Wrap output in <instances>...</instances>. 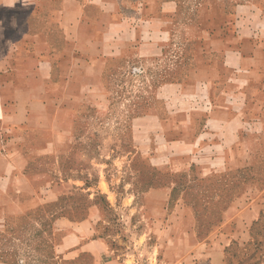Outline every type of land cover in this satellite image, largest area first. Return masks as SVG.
<instances>
[{
	"label": "rangeland",
	"instance_id": "obj_1",
	"mask_svg": "<svg viewBox=\"0 0 264 264\" xmlns=\"http://www.w3.org/2000/svg\"><path fill=\"white\" fill-rule=\"evenodd\" d=\"M200 1L180 0L170 45L154 60L140 59L134 37L108 56L104 73L75 67L67 77L60 61L52 82L4 75L13 85L0 77L7 106L16 103L14 89L39 92L25 131H1L0 140L20 134L39 145L22 149L25 174L52 192L10 240L21 264H264V116L244 115L240 99L222 96L228 87L221 82L212 101L164 89L196 60L211 62L207 47L195 53L200 46L188 32ZM230 1L220 0L214 12L230 10ZM206 117L213 134L200 131L210 129ZM61 219L75 221L90 244L103 239L102 255L92 256V243L77 259L65 258L56 249Z\"/></svg>",
	"mask_w": 264,
	"mask_h": 264
},
{
	"label": "crops",
	"instance_id": "obj_2",
	"mask_svg": "<svg viewBox=\"0 0 264 264\" xmlns=\"http://www.w3.org/2000/svg\"><path fill=\"white\" fill-rule=\"evenodd\" d=\"M219 2L200 1L196 21L188 30L190 40L200 46L195 53L201 57L208 48L211 62L196 60L182 81L169 82L164 89L182 94L183 98L212 101L214 86L221 82L228 87L222 89V96L240 99L244 115L252 112L264 116V0H231V9L222 15L214 12ZM179 6L180 0H0V52L6 61L0 64V77L3 83L8 81L6 84L15 82L4 75L25 78V84H44L52 82L54 64L62 62L68 66L67 77L74 74L69 70L75 67L104 73L108 56L114 57L119 43L126 45L134 37L140 44V59L154 60L163 56L170 45L171 19L177 18ZM203 41L207 43L204 47L200 44ZM218 53L221 59L215 63ZM14 59L25 65L12 67ZM220 70L227 75L221 77ZM231 83L236 84L234 89L228 86ZM36 93L39 94L35 88L14 89L16 103L10 107L0 90V132L25 131L21 126L35 116ZM24 98L27 103L21 104ZM30 100L32 107L27 105ZM212 122L207 118L204 126L210 129L201 127L200 131L213 134ZM30 146L39 145L20 134L0 140V264H21L10 240L16 231L26 227L27 218L28 222L36 220L32 212L51 200L46 197L52 192L49 195L34 187L25 174L28 160L22 149ZM61 221L62 235L56 249L65 258L77 259L83 250H92V243L98 249L90 251L92 256L102 255L103 239L90 244L83 239L85 235L78 231L75 221Z\"/></svg>",
	"mask_w": 264,
	"mask_h": 264
}]
</instances>
